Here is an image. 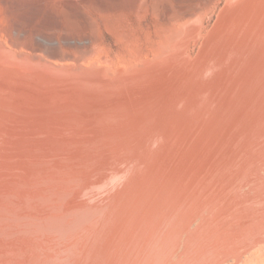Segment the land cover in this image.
Segmentation results:
<instances>
[{
  "label": "bare ground",
  "instance_id": "obj_1",
  "mask_svg": "<svg viewBox=\"0 0 264 264\" xmlns=\"http://www.w3.org/2000/svg\"><path fill=\"white\" fill-rule=\"evenodd\" d=\"M0 264H264V0H0Z\"/></svg>",
  "mask_w": 264,
  "mask_h": 264
}]
</instances>
